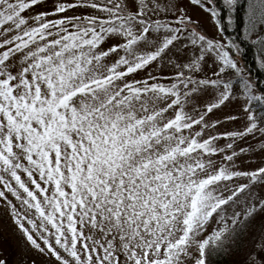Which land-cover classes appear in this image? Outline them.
I'll use <instances>...</instances> for the list:
<instances>
[{
	"label": "snow or ice",
	"instance_id": "1",
	"mask_svg": "<svg viewBox=\"0 0 264 264\" xmlns=\"http://www.w3.org/2000/svg\"><path fill=\"white\" fill-rule=\"evenodd\" d=\"M250 50L264 0H0V264H264Z\"/></svg>",
	"mask_w": 264,
	"mask_h": 264
},
{
	"label": "rangeland",
	"instance_id": "2",
	"mask_svg": "<svg viewBox=\"0 0 264 264\" xmlns=\"http://www.w3.org/2000/svg\"><path fill=\"white\" fill-rule=\"evenodd\" d=\"M256 79V77H254ZM245 166L248 165V161H244ZM24 241H19L14 234V228L9 224L7 216L0 215V250L10 261H15L20 250L23 248Z\"/></svg>",
	"mask_w": 264,
	"mask_h": 264
},
{
	"label": "trees",
	"instance_id": "3",
	"mask_svg": "<svg viewBox=\"0 0 264 264\" xmlns=\"http://www.w3.org/2000/svg\"><path fill=\"white\" fill-rule=\"evenodd\" d=\"M253 51L254 50H250L247 57H246V61L248 66L251 68L252 72L254 73V77H256V79L264 81V73H261L257 67L254 65L253 62Z\"/></svg>",
	"mask_w": 264,
	"mask_h": 264
}]
</instances>
